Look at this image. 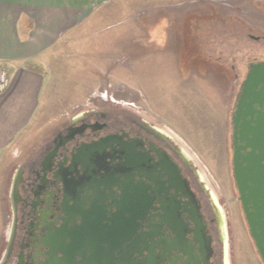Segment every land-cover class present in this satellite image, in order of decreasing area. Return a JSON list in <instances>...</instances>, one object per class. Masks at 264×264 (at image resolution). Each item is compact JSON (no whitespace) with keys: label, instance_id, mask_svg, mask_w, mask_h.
<instances>
[{"label":"rangeland","instance_id":"1","mask_svg":"<svg viewBox=\"0 0 264 264\" xmlns=\"http://www.w3.org/2000/svg\"><path fill=\"white\" fill-rule=\"evenodd\" d=\"M89 16L28 63L43 85L20 152H32L62 120L95 106L140 116L173 136L219 197L228 264H263L233 179L230 111L248 63L264 59V0H110ZM6 159L0 253L12 223Z\"/></svg>","mask_w":264,"mask_h":264},{"label":"water","instance_id":"2","mask_svg":"<svg viewBox=\"0 0 264 264\" xmlns=\"http://www.w3.org/2000/svg\"><path fill=\"white\" fill-rule=\"evenodd\" d=\"M114 144L111 139L96 143L81 150L77 161L88 166L105 148L115 151ZM117 151L118 165L89 184L92 193L67 203L63 224L45 240L51 249L47 264H211L212 240L202 225L195 230L198 249L195 242H187L191 230L182 221L180 197L187 196L188 184L179 166L156 149L157 159L148 153L137 154L134 146L125 143ZM231 162L248 231L264 263V60L249 65L235 98ZM22 179L18 171L11 184L14 209ZM190 216L198 221L196 215ZM15 227L14 216L10 245ZM221 230L228 264L224 217Z\"/></svg>","mask_w":264,"mask_h":264},{"label":"flooded vegetation","instance_id":"3","mask_svg":"<svg viewBox=\"0 0 264 264\" xmlns=\"http://www.w3.org/2000/svg\"><path fill=\"white\" fill-rule=\"evenodd\" d=\"M261 60L264 59L257 61ZM251 63H248L247 70ZM233 72V84L238 88L239 75L236 71ZM236 95L237 90L235 98ZM105 139L114 141L115 151L105 148L102 153H97L90 159L88 166L77 161L76 156L81 150ZM120 143L132 145L135 153H148L155 159L158 156L153 149H156L179 166L181 177L188 184L185 190L187 196L180 197L182 221L187 230H191L187 233V242H195L198 249L195 230L202 225L206 235L212 240L210 263L225 264L224 237L221 230L225 215L222 214V203L207 184L198 166L173 136L146 119L124 110L120 111L114 106H95L62 120L39 142L38 151L29 154L18 164L14 176L22 171L23 179L15 209L10 194L11 226L15 216L16 227L11 245L10 230L6 235L0 253V264H47L51 249L45 240L63 224L66 206L73 204L78 196L83 198L86 193H92L89 184L108 173V170L115 169V165L119 163L120 153L117 150ZM85 188L88 190L78 192ZM170 192L174 193L172 190ZM190 215H196L198 221L191 219ZM167 233H170L169 237L173 236L170 230ZM166 264L170 262L166 261Z\"/></svg>","mask_w":264,"mask_h":264},{"label":"crops","instance_id":"4","mask_svg":"<svg viewBox=\"0 0 264 264\" xmlns=\"http://www.w3.org/2000/svg\"><path fill=\"white\" fill-rule=\"evenodd\" d=\"M108 1L0 0V66L10 80L8 88L0 92V158H7L4 200H10L15 174L11 169L38 151L36 147L26 154L20 152L29 137L26 131L38 108L43 85V76L28 69V63L40 61L66 32L85 23L93 10Z\"/></svg>","mask_w":264,"mask_h":264},{"label":"built area","instance_id":"5","mask_svg":"<svg viewBox=\"0 0 264 264\" xmlns=\"http://www.w3.org/2000/svg\"><path fill=\"white\" fill-rule=\"evenodd\" d=\"M10 80L4 67L0 66V92L8 88Z\"/></svg>","mask_w":264,"mask_h":264}]
</instances>
